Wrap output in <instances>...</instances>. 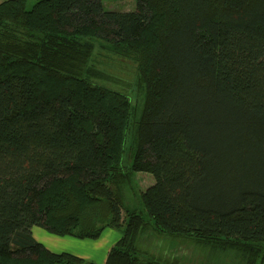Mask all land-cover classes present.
I'll list each match as a JSON object with an SVG mask.
<instances>
[{
	"label": "trees",
	"instance_id": "1",
	"mask_svg": "<svg viewBox=\"0 0 264 264\" xmlns=\"http://www.w3.org/2000/svg\"><path fill=\"white\" fill-rule=\"evenodd\" d=\"M28 1L0 2V264H97L35 225L122 229L105 264H263L264 0Z\"/></svg>",
	"mask_w": 264,
	"mask_h": 264
},
{
	"label": "rangeland",
	"instance_id": "2",
	"mask_svg": "<svg viewBox=\"0 0 264 264\" xmlns=\"http://www.w3.org/2000/svg\"><path fill=\"white\" fill-rule=\"evenodd\" d=\"M36 0H29L28 7H31ZM103 4L107 9H118V10H132L136 7L137 0H103ZM137 118V115H136ZM135 119V116L133 117ZM136 144L134 143V135L131 132L127 135L124 153V162H128V157L133 155ZM137 188L145 190L147 186L152 184L155 179L151 173L138 172L136 174ZM126 201L129 204H134L137 201V196L133 191L127 190ZM40 227V226H39ZM45 232L51 234L44 228ZM123 234V230L120 228L108 227L103 232L101 240L96 241L93 239H80L72 236H53L59 237L62 240L59 244H50L51 249L54 251H67L74 254H89L92 256L90 260H93L97 264H103L102 257L107 248L112 246ZM48 242L47 240H45ZM197 246V247H196ZM154 247H159L158 244ZM156 250V249H155ZM179 253L184 255V259L180 261V264H241L235 257L236 253L229 251L213 250L203 246L195 245L192 243H186L181 245ZM237 260V261H236ZM264 264V263H263Z\"/></svg>",
	"mask_w": 264,
	"mask_h": 264
},
{
	"label": "crops",
	"instance_id": "3",
	"mask_svg": "<svg viewBox=\"0 0 264 264\" xmlns=\"http://www.w3.org/2000/svg\"><path fill=\"white\" fill-rule=\"evenodd\" d=\"M1 1H3V0H0V2ZM40 228H42V227H39V226H33L32 227V232H33V235H34V237L37 239V240H39L40 242H42L47 248H49V249H51V246H50V244H59L60 243V241L62 240L61 238H59V237H56V236H53V235H51V234H49V233H47V232H45L43 229H40ZM106 230V229H105ZM104 230V231H105ZM103 231V232H104ZM103 232H102V234H103ZM102 234L100 235V237L99 238H97V239H93V240H96V241H98L99 242V240H101V237H102ZM58 236V235H57ZM61 237V236H60ZM64 237V236H63ZM45 240H47L48 242H46ZM60 240V241H59ZM112 246H110V247H108L107 248V252H105V254H104V256L102 257V260H103V264H105V262H106V258H107V255H108V252H109V250H110V248H111ZM52 250V249H51ZM52 251H54V250H52ZM55 252H59V251H55ZM60 252H62V251H60ZM74 254V253H73ZM76 255H78V256H81V257H84V258H87V259H90V258H92V256H90L89 254H76Z\"/></svg>",
	"mask_w": 264,
	"mask_h": 264
}]
</instances>
